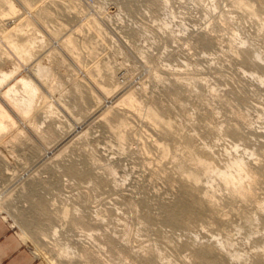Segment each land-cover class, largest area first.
Wrapping results in <instances>:
<instances>
[{"label": "rangeland", "instance_id": "1", "mask_svg": "<svg viewBox=\"0 0 264 264\" xmlns=\"http://www.w3.org/2000/svg\"><path fill=\"white\" fill-rule=\"evenodd\" d=\"M0 74V218L39 258L264 264V0H0Z\"/></svg>", "mask_w": 264, "mask_h": 264}, {"label": "bare ground", "instance_id": "2", "mask_svg": "<svg viewBox=\"0 0 264 264\" xmlns=\"http://www.w3.org/2000/svg\"><path fill=\"white\" fill-rule=\"evenodd\" d=\"M13 51L17 55H27L28 54V49L26 47H23L21 49L14 47ZM15 53H14V55H15ZM35 73H36L37 76H39V78L37 77L38 79H40V77H42L41 76L43 74L42 72L38 71V72H35ZM8 78L9 77L4 76L1 79V74H0V97L2 95V97L7 99L8 102H10L13 105V107L23 115V118H25V117H27L29 112L21 111L20 108L12 101V96L11 95L15 93L13 91L14 84L12 86H10L5 92H3V93L1 92V86L8 80ZM19 82L21 84L22 90L24 91V93L27 96V102L30 105L32 103V99L34 98V94H35L34 87H33L31 82H24L22 80H20ZM6 120H9L11 122V126L16 129L17 123L14 121V118L11 116V114L0 103V133H1V131L6 129V125H5V121ZM19 128L20 127L18 126L17 129H19ZM232 168L235 170L237 175H240L242 173V164H241V162H235L233 164ZM69 172L72 173L70 169H69ZM218 176H220L222 178V180H223V182L225 184H230L232 182V177L228 176L226 173L219 172ZM178 211L179 210L171 212V218L173 220H176V219H178L180 217L181 213H176ZM51 264H53V263H51Z\"/></svg>", "mask_w": 264, "mask_h": 264}, {"label": "crops", "instance_id": "3", "mask_svg": "<svg viewBox=\"0 0 264 264\" xmlns=\"http://www.w3.org/2000/svg\"><path fill=\"white\" fill-rule=\"evenodd\" d=\"M0 264H48L0 218Z\"/></svg>", "mask_w": 264, "mask_h": 264}, {"label": "built area", "instance_id": "4", "mask_svg": "<svg viewBox=\"0 0 264 264\" xmlns=\"http://www.w3.org/2000/svg\"><path fill=\"white\" fill-rule=\"evenodd\" d=\"M33 253H35V251L33 250Z\"/></svg>", "mask_w": 264, "mask_h": 264}]
</instances>
